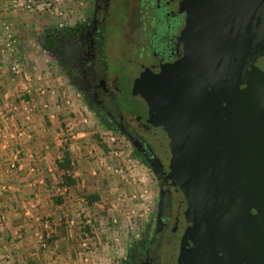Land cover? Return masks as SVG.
Returning a JSON list of instances; mask_svg holds the SVG:
<instances>
[{
    "label": "water",
    "instance_id": "water-1",
    "mask_svg": "<svg viewBox=\"0 0 264 264\" xmlns=\"http://www.w3.org/2000/svg\"><path fill=\"white\" fill-rule=\"evenodd\" d=\"M183 59L144 77L187 203L178 264H264V0H189Z\"/></svg>",
    "mask_w": 264,
    "mask_h": 264
},
{
    "label": "flooded vegetation",
    "instance_id": "flooded-vegetation-1",
    "mask_svg": "<svg viewBox=\"0 0 264 264\" xmlns=\"http://www.w3.org/2000/svg\"><path fill=\"white\" fill-rule=\"evenodd\" d=\"M118 1L86 3L78 21L51 37L49 54L69 86L153 177L154 224L131 251L130 264H178L187 203L170 168L168 133L153 123L142 92L144 77H159L183 59L189 0H123L120 24ZM116 25L126 34V52L112 66L110 31Z\"/></svg>",
    "mask_w": 264,
    "mask_h": 264
},
{
    "label": "rangeland",
    "instance_id": "rangeland-1",
    "mask_svg": "<svg viewBox=\"0 0 264 264\" xmlns=\"http://www.w3.org/2000/svg\"><path fill=\"white\" fill-rule=\"evenodd\" d=\"M90 1L91 0H0V50L3 49V51H0V73L4 77H35L36 75L53 77L55 85L58 84L57 88L59 89L58 92L60 97L58 96L59 98H57V100L56 97H49L51 101L50 113L54 115V119L49 118V112L40 114L43 124L45 123L47 127H50V135L45 137L46 142L48 139H53L52 144L56 145L55 147L59 149V152L57 151V154L60 153L61 156V160L58 162L59 164L63 161L64 153L67 150L71 154V168L70 171L67 172V175L80 173L78 176V185H81V180L85 181V184L80 188L81 192L75 190L78 194H76L77 198L74 201L76 202L77 199H84L86 205L84 206V210L73 213L75 215L73 220L76 221L74 228H69L71 222L68 224L65 220H69L72 217L69 218L67 216L62 221H56L54 223L48 219L43 220L49 221L53 229L51 237H47V233L45 232L39 233L44 235L43 242H46L48 246L46 250L49 249L51 240L55 241L53 243L54 247L55 244H57L56 240L60 238L67 239L69 233L75 237V241L71 243L76 246L75 250H77V246L81 243L79 241L81 238V240L89 239L93 243L98 234L105 238L106 241L110 242L106 237L111 232L108 235L105 233L102 234V231H106L107 229H102L103 223L101 220L98 222L94 221L92 225L86 224V219H88V217L94 219L98 213H102V218L107 217L106 212L103 213V211L100 212L99 210V189H103L105 192L107 191L110 198L115 197L118 199L120 196L131 197L137 189V186L133 182L136 179L135 175L140 172L142 173V171L146 173L145 177L147 178L148 188L152 198L151 211L146 218L136 221L134 219L127 221L122 215L123 210H127L131 207L130 204L124 203L123 206L119 207V212L116 209L110 212L111 214L113 213L112 215L115 217H119L121 223L124 222L123 224H128V222H131L134 224V229L128 236L129 240L124 241L125 245L123 244V246H120L122 250L120 254L123 256L121 258H116L115 255H112L101 262L103 264H118V262L121 261V264H130L131 251L137 243H139L142 235L150 231L154 224L153 217L157 188L155 187L153 177L146 166L136 159L128 144L123 142L114 146L109 143L110 137L113 136L117 139L121 137L104 126L102 121L88 108L79 93L69 86L49 54L48 43L51 37L58 33L59 30H63L67 25L78 21L83 14L84 5ZM117 7L116 21L120 24L124 18L123 0L118 1ZM5 26L10 27L9 33L15 40V52H10L7 47L8 38ZM110 32L111 48L114 52V56L110 59V64L115 66L116 59L125 56L123 53L125 54L126 52L124 46L127 37L125 33H122L118 25ZM16 62L21 70L20 75H16L12 70V66H14L13 64ZM66 101H70L71 104L68 105ZM61 104L64 106H61ZM85 120H87L88 123H84ZM120 141L122 140L120 139ZM117 148L119 153H123V157L129 156V161H131V163H123L122 161L112 158V151ZM104 162H106L109 167H112L114 170L117 169L119 172L116 174L112 173V170L108 171L102 168L105 172L110 173L111 177H109L110 181L104 182L100 186V184L96 182L98 176H94L93 172L96 171L99 175L102 171L98 169H101ZM54 166H56V164ZM127 167L131 168V173L127 170ZM57 168L60 172H64L59 167ZM130 175L134 178H131ZM126 180L129 182H126ZM59 182L62 183V180H59ZM0 189L8 190V187L5 186L3 182H0ZM34 200H36V198ZM96 203L98 205H96ZM115 205L118 206L117 201ZM105 207L107 208V206ZM0 217H2V215ZM77 220L79 221L77 222ZM77 223L79 225H77ZM1 229H3L2 225L0 226V231ZM16 237L17 238L12 243L8 242V245L4 244L5 247L8 246V249H10V245L12 244V248H16L19 241L22 240L20 233L17 234ZM4 245H0V254H3L4 250L6 251L5 255H0V264H30L26 256L18 257L14 250L9 252L10 250L8 251L7 248L4 249ZM44 252L46 251L40 246L39 253L41 254Z\"/></svg>",
    "mask_w": 264,
    "mask_h": 264
},
{
    "label": "crops",
    "instance_id": "crops-1",
    "mask_svg": "<svg viewBox=\"0 0 264 264\" xmlns=\"http://www.w3.org/2000/svg\"><path fill=\"white\" fill-rule=\"evenodd\" d=\"M48 82L55 87L57 100L60 97L58 84L55 85L54 80H49V78ZM28 86L24 77H4L0 73V182L8 187V190L0 189V216L2 215L0 221H2L3 228L0 231V245L12 243L17 238L16 235L20 233L22 240L19 241L17 247L12 248L11 244L8 249V246L4 245V249L7 248L9 252L14 250L18 257L26 256L30 264H86L84 255L90 258L93 255L91 256L90 250L86 253L87 255L85 254L82 247L85 239L79 240L81 243L75 250L76 246L71 244L75 241V237L70 233L67 239L56 240L57 244L54 247L55 241L51 240L49 249L44 250L46 251L44 253H39L40 240L36 233H43L40 221L48 219L54 223L68 216L72 217L69 220L65 219L69 224L70 220L75 217L73 213L84 210L86 205L84 199L74 201L78 194L75 190L81 192L80 188L85 181L81 180V185H78L80 173H73L71 176L75 180V186L61 185V181L59 182L64 175V172H60L57 168L61 160L60 153L57 154L59 149L52 144L53 139H48L46 142L45 137L50 135V127L43 124L40 117V114L49 112V118L54 119V115L50 113L49 95L42 97V88L39 83L34 86L32 94L28 95ZM45 102L48 103L46 108L44 107ZM61 106L64 105L61 104ZM26 111L31 113L30 123L26 122ZM17 155L18 158H16ZM14 163H17L18 169L13 168ZM32 168L35 169V173L31 172ZM109 177L111 174L102 170L96 182L101 186L102 183L110 181ZM99 190V210L107 214V217L102 220V229L107 230H103L102 233L108 235L111 232L112 235L119 229L118 226L113 225L112 217L114 216L110 213L117 199L115 197L111 199L107 191ZM35 198L36 206L32 207ZM127 202L129 203V199ZM114 209L120 211L119 207ZM69 228H74V226L70 225ZM110 234L106 239L111 242ZM102 240L106 241L103 237ZM5 253L4 250L0 255L3 256Z\"/></svg>",
    "mask_w": 264,
    "mask_h": 264
},
{
    "label": "built area",
    "instance_id": "built-area-1",
    "mask_svg": "<svg viewBox=\"0 0 264 264\" xmlns=\"http://www.w3.org/2000/svg\"><path fill=\"white\" fill-rule=\"evenodd\" d=\"M5 30H6L7 38H8L7 47L10 50V52H15V40H14L13 36L9 33L10 27L5 26ZM0 51H3V49ZM13 65H14V66H12L13 72L16 75H20L21 70H20L18 63L16 62ZM17 78H21V77H17ZM24 78H26V80L29 84V86L27 87V94L28 95L32 94L34 86L37 83H39L41 85V88H42V91H41L42 97H46V95H49L48 97L54 98L56 96L55 87L48 82V78H49V80H51V79H53V77H44L41 75H36L35 77H24ZM54 82H55V80H54ZM67 104L70 105L71 104L70 101H67ZM47 106H48V103L45 102L44 107L46 108ZM30 114H31L30 112H27V117H26L27 123H30V121H31ZM6 120H8V119L6 118ZM84 123H88V121L85 120ZM24 132L26 133V131H24ZM109 143L116 146L119 143H123V141H120V139H117V138L112 136V137H110ZM112 153H113L112 158L117 159L119 161H122L123 163H125V162L127 164L131 163V161H129V156L123 157L122 156L123 153H119L118 148L113 150ZM16 158H18V155L16 156ZM13 168L18 169L17 163L16 164L14 163ZM102 168H105L108 171L112 170V173H116V174L119 172L117 169L114 170L112 167H109V165L106 162H104L103 165L101 166V169H98V170L102 171L103 170ZM130 169H131L130 167H127V170L129 172H130ZM31 172L35 173V169L32 168ZM145 174L146 173L144 171H142V173L140 172L137 175H135L136 179L133 182L137 186V189H136L135 193H133L131 195V197L126 198V197L120 196L117 199L118 206L114 205L111 207V208H113L112 209V211H113L115 207H117V208L121 207L124 205V203L130 204L131 207H129L127 210L122 211V215L127 221H131L132 219H134L135 221L136 220H143L144 218H146V216L151 211L152 198H151V195L149 192L147 178L145 177ZM93 175L97 177L98 172L94 171ZM130 177H131V175H130ZM131 178H134V177H131ZM126 182H129V181L126 180ZM128 199H129V203L127 202ZM35 206H36V200H34L32 207H35ZM37 219H39V218H37ZM100 220H101V222L103 220L102 213H98L97 216L94 217V219H91V217H88V219H86V224L92 225L94 221L98 222ZM38 221H40V220H38ZM112 221H113V225L118 226L119 229L112 233V235H111L112 241L111 242H109V241L103 242L102 236L100 234L96 235L97 237H95V241L93 243L89 239H85L83 241L82 247H83V250L85 251V254L88 252V250H90L89 252L91 253V256L93 255V257H91V258L84 255L83 258H84V262L86 264H99L100 262L105 261V259L107 257L112 256V255L113 256L115 255L116 258H121L123 256L122 254H120V253H122L120 246H123L125 240L126 241L129 240L128 236H129L130 232L134 229V226H133L134 224H132L131 222H128V224H123L124 222L120 223V218L115 217V216L112 217ZM40 223H41V226L43 229V233L45 232V233H47V237H51V235L53 234V229H52V225L49 223V221H40ZM1 225H2V221H0V226ZM71 225L72 226L76 225V221L71 220ZM120 228H121V231H120ZM36 235L41 240L40 241L41 248L46 250L48 248V246H47L46 242H43L44 235L39 234V232H37ZM110 245H111V247H110ZM120 250H121V252H120ZM121 263H122L121 261L118 262V264H121Z\"/></svg>",
    "mask_w": 264,
    "mask_h": 264
},
{
    "label": "trees",
    "instance_id": "trees-1",
    "mask_svg": "<svg viewBox=\"0 0 264 264\" xmlns=\"http://www.w3.org/2000/svg\"><path fill=\"white\" fill-rule=\"evenodd\" d=\"M64 159L61 161V163H58V167L64 171V175L61 177L62 183L61 185H66V186H75V180H73L71 175H67V172L70 171L71 168V154L66 150L64 153ZM98 198V197H94ZM58 202L60 203L61 200L59 199Z\"/></svg>",
    "mask_w": 264,
    "mask_h": 264
}]
</instances>
